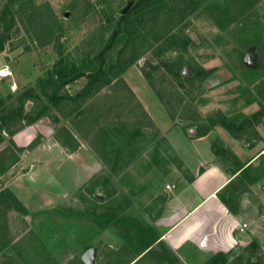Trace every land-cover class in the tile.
Returning <instances> with one entry per match:
<instances>
[{
    "label": "rangeland",
    "instance_id": "374dc122",
    "mask_svg": "<svg viewBox=\"0 0 264 264\" xmlns=\"http://www.w3.org/2000/svg\"><path fill=\"white\" fill-rule=\"evenodd\" d=\"M137 1L0 0V193L25 210L0 206V264H84L89 248L93 264H180L134 202L154 173L124 171L165 147L147 111L189 136L236 120L235 143L264 153V0ZM262 174L264 155L234 190L251 204L246 242L216 264H264Z\"/></svg>",
    "mask_w": 264,
    "mask_h": 264
},
{
    "label": "crops",
    "instance_id": "0c3cea01",
    "mask_svg": "<svg viewBox=\"0 0 264 264\" xmlns=\"http://www.w3.org/2000/svg\"><path fill=\"white\" fill-rule=\"evenodd\" d=\"M151 100L139 99L145 109L155 106ZM153 100L158 106V101ZM148 113V120L156 123L165 143L163 151H172L176 164L168 161L161 151L156 153L157 163H145L142 154L124 171L133 168L140 173H154L156 177L155 183L142 178V191L134 197L140 210L147 208V217L154 224V243L165 244L180 264H205L216 254L230 253L245 244L253 222L251 204L246 193L234 190L243 189L244 170L264 154L241 149L223 126L200 136H189L176 121L167 116L155 121ZM16 135L17 147L30 140L29 135L22 136L21 132ZM89 150L90 160L98 158V154ZM263 181L264 174L257 179V185ZM243 224L246 228L240 230Z\"/></svg>",
    "mask_w": 264,
    "mask_h": 264
},
{
    "label": "trees",
    "instance_id": "16d2710c",
    "mask_svg": "<svg viewBox=\"0 0 264 264\" xmlns=\"http://www.w3.org/2000/svg\"><path fill=\"white\" fill-rule=\"evenodd\" d=\"M146 0H138L137 3H136V8L138 6H140L141 4H143ZM123 18V17H122ZM115 35L116 34H113L112 37L110 38L107 46H106V49L110 48L112 42H113V39L115 38ZM80 77L83 76V75H79ZM78 76V77H79ZM87 78H90V79H94L95 78V74H91L89 75ZM89 85V81H88V84ZM1 99H0V106H1ZM219 124L221 126H223L225 129H227L228 131H232V128H237L239 125H235L233 123H231L230 121H228L226 118H222L220 121H219ZM214 125V123H213ZM201 135V134H200ZM199 135V136H200ZM0 206L4 207L3 209H13V210H16V211H20V212H24V206L21 204V202L15 197V195H13L9 190H4V191H1L0 193ZM0 240H1V236H0ZM223 256L222 253H218L216 254L213 258H211L208 263L206 264H216L217 263V260Z\"/></svg>",
    "mask_w": 264,
    "mask_h": 264
},
{
    "label": "water",
    "instance_id": "95a60500",
    "mask_svg": "<svg viewBox=\"0 0 264 264\" xmlns=\"http://www.w3.org/2000/svg\"><path fill=\"white\" fill-rule=\"evenodd\" d=\"M130 5H127L123 10H122V14H124L126 12V10L129 8ZM67 16V14H65ZM244 64L246 66H252V63H251V60H250V56L247 54L245 55L244 57ZM193 132V131H191ZM96 198L97 199H101L102 197L96 195ZM95 254H96V249L95 248H89L87 249L82 257H81V260L84 264H93L94 263V258H95Z\"/></svg>",
    "mask_w": 264,
    "mask_h": 264
},
{
    "label": "built area",
    "instance_id": "2783aa9c",
    "mask_svg": "<svg viewBox=\"0 0 264 264\" xmlns=\"http://www.w3.org/2000/svg\"><path fill=\"white\" fill-rule=\"evenodd\" d=\"M170 187L169 186H166V189H169ZM244 228H246V225L243 224L242 227L240 228V230H243Z\"/></svg>",
    "mask_w": 264,
    "mask_h": 264
},
{
    "label": "bare ground",
    "instance_id": "6f19581e",
    "mask_svg": "<svg viewBox=\"0 0 264 264\" xmlns=\"http://www.w3.org/2000/svg\"><path fill=\"white\" fill-rule=\"evenodd\" d=\"M2 74L5 75V76L8 75V73H4V72H2ZM263 154H264V153H263Z\"/></svg>",
    "mask_w": 264,
    "mask_h": 264
}]
</instances>
